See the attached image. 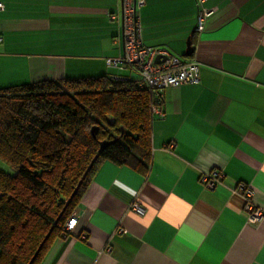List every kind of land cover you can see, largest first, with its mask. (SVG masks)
I'll return each instance as SVG.
<instances>
[{
    "label": "crops",
    "instance_id": "0c3cea01",
    "mask_svg": "<svg viewBox=\"0 0 264 264\" xmlns=\"http://www.w3.org/2000/svg\"><path fill=\"white\" fill-rule=\"evenodd\" d=\"M143 1V44L197 63L199 82L163 91L147 172L103 162L76 206L75 227L39 264H264V216L248 224L235 192L246 183L264 212V0H206L213 13L201 32L195 0ZM0 3V89L137 78L106 65L123 52L121 0ZM0 170L11 174L1 161ZM211 170L222 177L207 190L200 176Z\"/></svg>",
    "mask_w": 264,
    "mask_h": 264
},
{
    "label": "trees",
    "instance_id": "16d2710c",
    "mask_svg": "<svg viewBox=\"0 0 264 264\" xmlns=\"http://www.w3.org/2000/svg\"><path fill=\"white\" fill-rule=\"evenodd\" d=\"M109 76L0 89V161L11 170H0V264H29L42 244L39 264L103 162L147 172L151 93Z\"/></svg>",
    "mask_w": 264,
    "mask_h": 264
},
{
    "label": "built area",
    "instance_id": "2783aa9c",
    "mask_svg": "<svg viewBox=\"0 0 264 264\" xmlns=\"http://www.w3.org/2000/svg\"><path fill=\"white\" fill-rule=\"evenodd\" d=\"M206 0H195L198 8L196 30L201 32L204 29L206 19L212 15V11L203 8ZM144 4L143 0H121L122 20V56L118 59L109 58L106 65L110 68H129L137 76L138 85L151 93L153 103L151 113L153 116H162L163 91L167 88L179 87L199 82V66L195 62H184L170 51L160 47L145 46L141 39V27L138 17V10ZM3 5L0 3V10ZM1 42V39H0ZM113 81L124 79L116 75H110ZM174 145L171 144L170 147ZM219 170H211L200 176L202 186L212 190L221 179ZM244 200V210L247 213V223L258 224L264 216L262 209L253 203V191L243 182H238L235 187ZM75 208L64 224L62 236H67L75 227L78 218V211ZM130 210L141 215L142 208L132 203Z\"/></svg>",
    "mask_w": 264,
    "mask_h": 264
},
{
    "label": "water",
    "instance_id": "95a60500",
    "mask_svg": "<svg viewBox=\"0 0 264 264\" xmlns=\"http://www.w3.org/2000/svg\"><path fill=\"white\" fill-rule=\"evenodd\" d=\"M186 46H187V48H186V52H185V54H186V55H189V54L191 53V51H192L190 40L187 41V45H186ZM93 136H94V133H93ZM104 145H105V143H102V144H101V146H100V148H99V150H98V153H100V151L102 150V148L104 147ZM96 158H97V155L94 157V159H93L92 162L90 163L88 169L91 167V165H92L93 162L96 160ZM88 169H87L86 172L83 174V176H82V178L80 179V181H79L77 187L75 188V190L73 191V193H72L71 196L69 197L68 201L66 202V205L71 201V199H72L73 196L75 195V193H76L78 187L80 186L81 182H82L83 179L85 178ZM60 215H61V214H60ZM60 215H59V217H60ZM57 219H58V218H57ZM48 235H49V234L46 235V237L44 238V241L47 239ZM44 241H43V242H44ZM43 242H42V243H43ZM41 246H42V244L39 246L38 250L36 251V253H35L34 256L32 257V259L30 260L29 264L32 263V261L34 260L36 254H37L38 251L40 250V247H41Z\"/></svg>",
    "mask_w": 264,
    "mask_h": 264
},
{
    "label": "rangeland",
    "instance_id": "374dc122",
    "mask_svg": "<svg viewBox=\"0 0 264 264\" xmlns=\"http://www.w3.org/2000/svg\"><path fill=\"white\" fill-rule=\"evenodd\" d=\"M9 169V168H8Z\"/></svg>",
    "mask_w": 264,
    "mask_h": 264
}]
</instances>
